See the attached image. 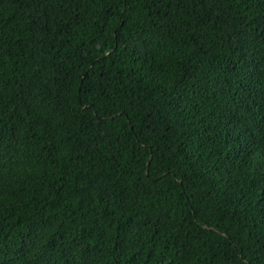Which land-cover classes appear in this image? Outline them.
Instances as JSON below:
<instances>
[{
  "label": "trees",
  "instance_id": "trees-1",
  "mask_svg": "<svg viewBox=\"0 0 264 264\" xmlns=\"http://www.w3.org/2000/svg\"><path fill=\"white\" fill-rule=\"evenodd\" d=\"M0 264H264V0H0Z\"/></svg>",
  "mask_w": 264,
  "mask_h": 264
}]
</instances>
